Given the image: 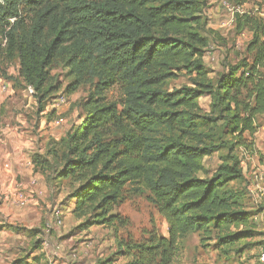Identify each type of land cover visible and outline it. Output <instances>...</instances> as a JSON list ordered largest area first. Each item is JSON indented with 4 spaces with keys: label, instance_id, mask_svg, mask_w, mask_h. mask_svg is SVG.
Wrapping results in <instances>:
<instances>
[{
    "label": "trees",
    "instance_id": "16d2710c",
    "mask_svg": "<svg viewBox=\"0 0 264 264\" xmlns=\"http://www.w3.org/2000/svg\"><path fill=\"white\" fill-rule=\"evenodd\" d=\"M209 1L0 0V36L8 40L0 58L17 56L41 100L60 61L75 74L73 90L95 84L85 120L62 140L67 152L58 177L78 183L66 196L72 215L119 231L127 220L114 211L134 185L149 192L168 223V235L154 229L145 240L118 241L126 264H174L191 233L202 243L214 237L224 254L254 235L251 213L230 188L244 176L234 146L202 176L204 159L220 146L194 115L199 98L210 94L234 138L256 133V117L264 114V18L236 12L237 31L253 34L252 61L229 65L213 80L203 61ZM252 1L264 8V0ZM182 72L192 85L166 91ZM115 87L120 101L106 98Z\"/></svg>",
    "mask_w": 264,
    "mask_h": 264
},
{
    "label": "rangeland",
    "instance_id": "374dc122",
    "mask_svg": "<svg viewBox=\"0 0 264 264\" xmlns=\"http://www.w3.org/2000/svg\"><path fill=\"white\" fill-rule=\"evenodd\" d=\"M225 2L233 8L239 7V13L264 18V8L252 0L242 5L237 0L209 1L205 10L208 20L205 35L210 45L203 61L213 80L227 72L229 65L243 60L251 62L253 58L248 50L253 34L248 30L237 31L236 11L227 8ZM50 75L52 91L44 100L40 99V93L32 97L28 94L31 84L20 73L17 56L0 58V264H126L129 258L118 253L119 242L145 240L154 229L168 235V223L150 201L149 192L134 185L127 187L123 201L114 211L127 220L119 231L105 224L88 226L85 219L72 215L74 202H68L66 196L78 183L58 177L67 152L62 140L85 120L83 106L95 96V84H82L73 90L75 74L65 61L51 68ZM2 82L9 84L7 91L1 89ZM191 85L189 77L182 72L168 80L165 89L172 92ZM106 98L120 101L119 87L108 91ZM199 104L201 109L194 119L220 146L204 159L202 176H211L218 169L232 144L244 176L230 182V188L237 191L251 213L254 235L238 243V250L224 254L214 237L202 243L198 233L188 234L180 242L174 264H262L264 114L256 117V133L246 132L240 140L234 138L231 125L212 95L201 96ZM20 168L30 169L29 176L33 178H41L39 195L36 192L31 195L22 187L25 177L20 174L10 182L11 169ZM58 217L62 221L60 225Z\"/></svg>",
    "mask_w": 264,
    "mask_h": 264
},
{
    "label": "crops",
    "instance_id": "0c3cea01",
    "mask_svg": "<svg viewBox=\"0 0 264 264\" xmlns=\"http://www.w3.org/2000/svg\"><path fill=\"white\" fill-rule=\"evenodd\" d=\"M4 158L6 160V157L5 156H4ZM4 170H6V169H3V172H4ZM11 170H12L11 173L9 172L10 175H11V177H12L10 182H12L14 180L15 175L20 174L21 177H25L24 178V182L21 183L22 187H25V189L28 192H30L31 195L34 192H36V194L39 195L37 193V191H39L38 189H41L42 188V185L40 183H38V181L39 182L41 181V178L39 176H37L36 178L35 177L33 178V177L29 176V174H30L31 171H30V169H27V168H20L18 171H14L13 169H11ZM37 172L40 173L41 175H43V173L40 172L39 170H37ZM20 179H22V178H20ZM33 182H36V184L35 185L31 184ZM10 194H13V193H10ZM15 196H16V194H15ZM15 196H13V199L15 198ZM29 201H30V199H29Z\"/></svg>",
    "mask_w": 264,
    "mask_h": 264
},
{
    "label": "built area",
    "instance_id": "2783aa9c",
    "mask_svg": "<svg viewBox=\"0 0 264 264\" xmlns=\"http://www.w3.org/2000/svg\"><path fill=\"white\" fill-rule=\"evenodd\" d=\"M225 4V6L227 7V8H229V9H231V10H235L236 12H240V8L239 7H237V8H233V7H231L229 4H227L226 2L224 3ZM10 21L13 23L14 21H15V18H10ZM7 45H8V40L6 39V38H1V36H0V50H5L6 48H7ZM1 89L3 90V91H7L8 89H9V84L8 83H6V82H2V85H1ZM37 92H36V90L34 89V87L33 86H29L28 87V94H30V96H35V94H36ZM62 223V221L60 220V218L58 217L57 218V224H61ZM43 243L46 245V241L44 240L43 241ZM260 260L262 261V264H264V252H262L261 253V256H260Z\"/></svg>",
    "mask_w": 264,
    "mask_h": 264
}]
</instances>
